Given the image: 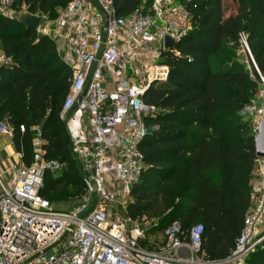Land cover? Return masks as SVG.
I'll return each mask as SVG.
<instances>
[{
  "label": "trees",
  "instance_id": "1",
  "mask_svg": "<svg viewBox=\"0 0 264 264\" xmlns=\"http://www.w3.org/2000/svg\"><path fill=\"white\" fill-rule=\"evenodd\" d=\"M69 2L15 0V6L55 20ZM113 2L116 15L124 17L148 9L154 0ZM188 6L193 30L164 54L168 81L153 85L145 96L159 113L146 121L141 151L147 167L127 213L133 221H157L158 231L178 223L186 237L203 224L206 256L222 260L231 255L251 206L257 136L241 111L264 89V0H232L230 8L225 0H191ZM241 34L257 67L247 55L241 57ZM1 54L10 64L0 66V121L14 127L16 148L27 165L38 127L47 158L64 166L61 176H46L42 196L59 201L70 189L83 198L90 185L61 118L72 71L56 42L0 11ZM246 263L264 264V242Z\"/></svg>",
  "mask_w": 264,
  "mask_h": 264
},
{
  "label": "built area",
  "instance_id": "2",
  "mask_svg": "<svg viewBox=\"0 0 264 264\" xmlns=\"http://www.w3.org/2000/svg\"><path fill=\"white\" fill-rule=\"evenodd\" d=\"M190 2L154 0L148 9L119 17L113 0H70L55 20L29 13L26 5L11 14L0 8L10 17H40L38 34L56 42L70 67L71 85L61 118L73 142L76 164L92 187L69 212L56 210L42 196L46 176L64 166L47 158L46 141L34 127L31 163L12 165L6 172L8 182L0 173V264H245L262 245L264 159L260 158L253 171L257 188L251 206L226 259L206 256L203 224L192 227L186 237L174 223L165 231L163 245L144 248V223L127 213L133 188L147 167L141 151L146 121L159 113L145 96L153 85L169 79L163 57L174 48L166 49V39L180 42L193 30ZM240 43L256 66L245 34ZM9 64L1 54L0 66ZM261 81L264 87L262 76ZM241 115L252 122L257 136L264 118V89ZM20 132H25L24 126ZM0 135L14 137L15 129L0 121Z\"/></svg>",
  "mask_w": 264,
  "mask_h": 264
},
{
  "label": "rangeland",
  "instance_id": "3",
  "mask_svg": "<svg viewBox=\"0 0 264 264\" xmlns=\"http://www.w3.org/2000/svg\"><path fill=\"white\" fill-rule=\"evenodd\" d=\"M232 4V0H225V6L229 7ZM24 5L20 6H15V0H0V8L2 7L4 9L5 13L11 14L13 11H20ZM25 19V18H24ZM241 57L243 59L246 58V53L244 52L243 48L240 51ZM63 170H61L58 173L52 174L55 177H59L63 174ZM3 179L5 182L9 181V177L7 175H4ZM92 202L94 206V202L96 200V196L93 195L92 197ZM82 197H79L75 195L70 189L67 190V193L62 196V198L59 201H51L52 206L58 210V211H63V212H69L73 210L75 207H77L82 201ZM115 211L121 216L125 215V211L122 209L116 208ZM143 227L145 229V234L147 239L142 241V246L147 249H155L158 248L159 246L163 245L166 242V236L165 231H158L155 230V227L157 226V221H149L147 223L142 222ZM247 264V263H245Z\"/></svg>",
  "mask_w": 264,
  "mask_h": 264
},
{
  "label": "crops",
  "instance_id": "4",
  "mask_svg": "<svg viewBox=\"0 0 264 264\" xmlns=\"http://www.w3.org/2000/svg\"><path fill=\"white\" fill-rule=\"evenodd\" d=\"M23 153L18 151L15 139L12 136L0 135V173L7 175L6 172L14 164H25ZM257 188V182L252 181V190Z\"/></svg>",
  "mask_w": 264,
  "mask_h": 264
},
{
  "label": "water",
  "instance_id": "5",
  "mask_svg": "<svg viewBox=\"0 0 264 264\" xmlns=\"http://www.w3.org/2000/svg\"><path fill=\"white\" fill-rule=\"evenodd\" d=\"M40 22L41 18L35 15H27L24 19L25 25L32 30H37ZM176 44V41L170 38L166 39L167 50L174 48ZM255 150L257 158L264 159V118L260 122L259 132L255 139ZM90 189L92 190L91 186Z\"/></svg>",
  "mask_w": 264,
  "mask_h": 264
}]
</instances>
